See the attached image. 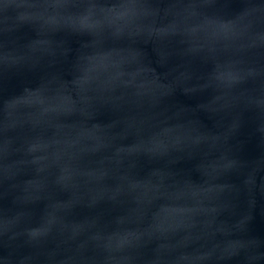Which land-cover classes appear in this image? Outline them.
<instances>
[{
    "label": "water",
    "instance_id": "95a60500",
    "mask_svg": "<svg viewBox=\"0 0 264 264\" xmlns=\"http://www.w3.org/2000/svg\"><path fill=\"white\" fill-rule=\"evenodd\" d=\"M0 264H264V0H0Z\"/></svg>",
    "mask_w": 264,
    "mask_h": 264
}]
</instances>
